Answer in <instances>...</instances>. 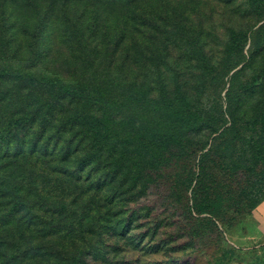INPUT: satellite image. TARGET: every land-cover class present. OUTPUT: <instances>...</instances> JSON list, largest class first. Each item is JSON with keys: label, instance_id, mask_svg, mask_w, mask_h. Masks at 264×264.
Here are the masks:
<instances>
[{"label": "rangeland", "instance_id": "rangeland-1", "mask_svg": "<svg viewBox=\"0 0 264 264\" xmlns=\"http://www.w3.org/2000/svg\"><path fill=\"white\" fill-rule=\"evenodd\" d=\"M0 68L11 74L0 77V191L28 200L0 218L22 228L18 251L0 240L14 264H264V224L253 213L228 232L202 220L182 196L183 158L155 169L137 142L156 126L173 128L142 98L183 97L204 123L175 127L168 152L195 143L204 152L218 136L215 154L237 181L254 166L255 194L264 192V131L250 148L236 132L237 121L264 120V0H0ZM52 74L88 97L63 98L24 79ZM108 116L123 132L113 151L99 135ZM14 117L22 127L7 126ZM35 144L52 154L38 157L33 182L26 171L14 178L7 156ZM89 154L87 176L73 181ZM31 189L47 196L26 195ZM1 198L0 213L9 204Z\"/></svg>", "mask_w": 264, "mask_h": 264}, {"label": "trees", "instance_id": "trees-1", "mask_svg": "<svg viewBox=\"0 0 264 264\" xmlns=\"http://www.w3.org/2000/svg\"><path fill=\"white\" fill-rule=\"evenodd\" d=\"M126 5L135 3L138 0H120ZM244 43L245 38L240 39ZM239 44V41H237ZM236 45V40L234 42ZM203 67L207 70H211L214 67L203 62ZM11 75L9 70L6 68H0V77H7ZM29 83L42 88H52L58 90L63 98H71L75 100L77 98L81 99L83 97H88V89L82 86L80 83H67L64 82L58 74H52L47 76H33L27 75L24 78ZM144 108L147 109L149 114L155 117L156 120L166 121L173 128L168 130V132L163 131V127L156 126V129L151 134L145 133L138 136L137 142L140 149V153L144 156L145 160L152 163L155 169H161L167 166L168 160L172 156H178L183 158L181 161V172L183 176L180 177L181 183L184 185L187 181L188 184L184 187L182 193L183 198L186 203L191 200V211L198 215L202 220H206L208 223L215 225V222H219L223 226L225 231L235 229L237 225L240 224L241 220L252 213L253 209L264 199V192H260L258 195L255 194L256 187L262 182L260 180H253L251 170L252 168L242 169L245 178L243 183H239L228 165L225 164L223 158L218 157L215 154V145L217 143L218 136H215L213 143L207 151L201 152L203 146L199 144H191L189 151L180 148L179 152L175 154L171 150H167L164 146L165 139L172 141L177 138V134L174 133L175 127H181L182 130L190 131L198 128L204 123L203 114L188 100L183 97H171L165 92L162 94L161 98L157 101H151L149 99L141 100ZM118 126V123L115 122ZM112 123L111 117L106 118V122H103L99 130V135L103 139H107L112 143L109 146V150L113 151L116 145L121 141L123 132ZM22 120L20 118H10L7 121V126L9 127H22ZM60 137L63 136V132L68 129L66 125L61 127ZM264 131V120L256 119L251 122H236V132L244 140V145L248 148L256 145L262 132ZM102 146V145H101ZM29 153L25 154H9L7 157L13 158V164L16 166L14 172L17 177H21L22 171H26L25 175L30 174L29 182H33L32 175L35 172V163L39 161L40 155L44 156L45 151H49V144L44 148L39 149L35 144L29 149ZM35 155H39L34 157ZM52 154V153H51ZM19 155V158H18ZM93 154H89V158H83L80 160L79 174L72 175L73 181L84 180L87 175H84V171L87 167L93 164L94 158ZM70 156V148H66L65 155L63 158ZM33 159V161H32ZM32 163H31V162ZM30 163V164H29ZM193 167L196 169L193 171ZM190 176L192 178H190ZM106 188V183L102 184ZM190 194H189V188ZM95 189L99 188L98 184L94 186ZM40 190L37 187V191ZM31 189L29 194L33 197L38 196L39 198L46 197L47 194L44 191L37 192ZM1 201L4 203L8 202V206L0 213V218L12 219L17 211L21 209L18 208V204L23 199L22 195L17 196L13 189L6 190V192L0 191ZM5 197H10V200H5ZM28 202L27 199L24 200ZM204 216H201L203 215ZM27 215H31L28 214ZM10 220H3L4 224L0 221V240L5 242L6 249H14L18 251L19 245L17 239L19 233H22L21 225L5 226ZM30 229V225L26 226ZM23 237V236H22ZM2 245H0L1 247ZM17 260L16 253H10L8 256L0 250V264H14Z\"/></svg>", "mask_w": 264, "mask_h": 264}, {"label": "crops", "instance_id": "crops-1", "mask_svg": "<svg viewBox=\"0 0 264 264\" xmlns=\"http://www.w3.org/2000/svg\"><path fill=\"white\" fill-rule=\"evenodd\" d=\"M253 216L264 224V199L253 209Z\"/></svg>", "mask_w": 264, "mask_h": 264}]
</instances>
